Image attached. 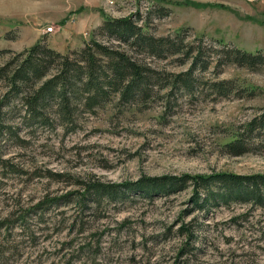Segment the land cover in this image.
I'll return each mask as SVG.
<instances>
[{"label": "rangeland", "instance_id": "rangeland-1", "mask_svg": "<svg viewBox=\"0 0 264 264\" xmlns=\"http://www.w3.org/2000/svg\"><path fill=\"white\" fill-rule=\"evenodd\" d=\"M159 4L168 12L158 15ZM136 10L150 32L202 42L210 65L195 68L191 88L154 83L147 97L124 101L110 91L92 110L80 99L69 119L56 97L33 115L10 92L0 131V264H264V205L198 208L191 186L151 196L119 191L143 174L264 172V135L242 153L224 147L264 110V63L225 61L212 48L264 52V0H0V65L38 39L63 52L79 48L105 15ZM121 45L163 75L190 66L176 54ZM220 77L258 91L217 95L210 82ZM8 87L0 77V98ZM95 180L118 191L91 192Z\"/></svg>", "mask_w": 264, "mask_h": 264}, {"label": "trees", "instance_id": "trees-1", "mask_svg": "<svg viewBox=\"0 0 264 264\" xmlns=\"http://www.w3.org/2000/svg\"><path fill=\"white\" fill-rule=\"evenodd\" d=\"M158 15L168 12L163 5H156L153 10ZM151 13V12H150ZM148 16V15H147ZM142 12L136 10L130 14L105 15L95 26L93 35L83 46L63 52L38 39L19 51L0 65V77L7 79L8 89L0 98V131L2 130V107L8 104L9 93L18 95L26 103L27 109L33 115L41 112L50 98H58V111L63 119L71 118L82 99L83 106L93 109L101 100L108 97L110 91L119 92V100L135 98L137 94L149 95L154 83L161 86L172 84L170 89L177 87H193L196 79L195 68H206L211 59L205 57L204 45L188 41L181 33L156 34L144 29L145 21ZM147 19V18H146ZM100 33L120 41L112 42L98 38ZM121 41L139 52L165 57L176 54V59L183 62L190 59V66L182 71H169L163 75L161 71L145 60L130 52L121 45ZM224 43V42H223ZM216 53L226 57L225 61L256 66L264 63V52L250 50L242 46L220 44L213 46ZM3 50V49H1ZM74 53L76 55H74ZM57 64V69L51 71V66ZM168 79V80H166ZM166 80V82H165ZM24 84L29 87L24 89ZM212 90L217 95H228L233 89L238 95L247 87H239L230 77H220L210 82ZM174 87V88H173ZM250 94H256V88H249ZM5 103V104H4ZM264 135V110L257 113L241 125L235 137L226 141L227 151L238 154L249 149L251 138L262 139ZM258 143V142H257ZM125 192L139 189L145 195L155 193H170L188 186L192 187V199L198 208H208L220 201L230 200L251 202L254 205H264V172H236L216 170L209 173H163L143 174L134 180L120 183ZM87 189L97 193L106 190L110 193L118 191L114 182L101 180L89 181ZM186 224L181 226V229ZM191 233L190 231H188Z\"/></svg>", "mask_w": 264, "mask_h": 264}, {"label": "built area", "instance_id": "built-area-1", "mask_svg": "<svg viewBox=\"0 0 264 264\" xmlns=\"http://www.w3.org/2000/svg\"><path fill=\"white\" fill-rule=\"evenodd\" d=\"M111 1H113V0H111ZM45 30L48 31V32L53 31V30H54V26H53V24H49V25H47Z\"/></svg>", "mask_w": 264, "mask_h": 264}, {"label": "crops", "instance_id": "crops-1", "mask_svg": "<svg viewBox=\"0 0 264 264\" xmlns=\"http://www.w3.org/2000/svg\"><path fill=\"white\" fill-rule=\"evenodd\" d=\"M101 20V19H100ZM65 23V22H64ZM61 24H63V23H61ZM66 25H67V23H65Z\"/></svg>", "mask_w": 264, "mask_h": 264}]
</instances>
